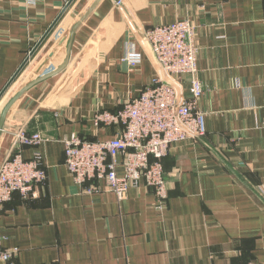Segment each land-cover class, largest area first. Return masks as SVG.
I'll list each match as a JSON object with an SVG mask.
<instances>
[{
    "label": "crops",
    "instance_id": "obj_1",
    "mask_svg": "<svg viewBox=\"0 0 264 264\" xmlns=\"http://www.w3.org/2000/svg\"><path fill=\"white\" fill-rule=\"evenodd\" d=\"M68 1L0 0V123L26 87L4 120L0 166L16 132L47 138L21 148L40 155L45 181L0 204L3 245L19 249L0 264H264V0H73L64 11ZM178 19L195 25L207 134L163 159L165 209L144 181L123 198L105 181L80 187L63 140L118 134L95 114L142 93L160 70L144 31Z\"/></svg>",
    "mask_w": 264,
    "mask_h": 264
},
{
    "label": "built area",
    "instance_id": "obj_2",
    "mask_svg": "<svg viewBox=\"0 0 264 264\" xmlns=\"http://www.w3.org/2000/svg\"><path fill=\"white\" fill-rule=\"evenodd\" d=\"M144 36L160 70L142 93L121 109H104L95 114L96 126L121 127L113 138L89 140L76 133L65 138L64 163L80 187L89 183L98 189V183L105 181L119 198L129 187L144 181L153 189L157 209L162 211L169 196L163 159L173 145L197 141L207 134V113L199 107L204 87L197 76L199 47L193 22L178 19L147 29ZM142 58L141 52L132 48L126 55L133 66L139 65ZM184 76L191 78L187 88ZM14 136V152L0 166V204L11 200L14 193L23 199L33 197L35 187L46 179L40 155L25 159L21 148L38 145L47 138L26 130ZM120 166L123 175L118 173ZM18 251V247H5L0 235V261L11 262Z\"/></svg>",
    "mask_w": 264,
    "mask_h": 264
},
{
    "label": "water",
    "instance_id": "obj_3",
    "mask_svg": "<svg viewBox=\"0 0 264 264\" xmlns=\"http://www.w3.org/2000/svg\"><path fill=\"white\" fill-rule=\"evenodd\" d=\"M72 1L73 0H69L68 1V3H67V5H66V7H65V9H64V11L70 6V4L72 3ZM63 11V12H64ZM63 12H62V14H63ZM57 22V21H56ZM54 25H52V27H53ZM51 27V28H52ZM51 29H49V31H50ZM49 31L44 35V38L46 37V35L49 33ZM26 62H27V60L23 63V65L20 67V69L17 71V73L15 74V76L12 78V80H11V82L16 78V76L19 74V72L21 71V69L24 67V65L26 64ZM8 87V86H7ZM6 87V88H7ZM6 88L4 89V91L6 90ZM26 90V87H25V89H23L11 102H10V104L8 105V107H7V109H6V111H5V113H4V116H3V118H2V120H1V123H0V133H1V130H2V128H3V124H4V120H5V118H6V116H7V114H8V112L10 111V109L12 108V106L15 104V102L17 101V99L21 96V94L22 93H24V91ZM3 95V93H1L0 94V98H1V96Z\"/></svg>",
    "mask_w": 264,
    "mask_h": 264
}]
</instances>
